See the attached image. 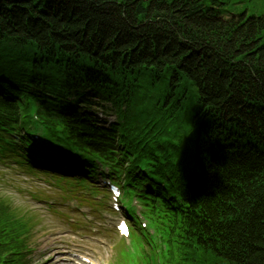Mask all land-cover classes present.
I'll return each mask as SVG.
<instances>
[{"label": "trees", "instance_id": "1", "mask_svg": "<svg viewBox=\"0 0 264 264\" xmlns=\"http://www.w3.org/2000/svg\"><path fill=\"white\" fill-rule=\"evenodd\" d=\"M32 108L62 198L101 157L169 244L158 256L136 234L116 264H264V0H0V164L38 177L4 142ZM42 224L0 190V264H28Z\"/></svg>", "mask_w": 264, "mask_h": 264}, {"label": "rangeland", "instance_id": "2", "mask_svg": "<svg viewBox=\"0 0 264 264\" xmlns=\"http://www.w3.org/2000/svg\"><path fill=\"white\" fill-rule=\"evenodd\" d=\"M103 105L106 106L105 114L102 113V109H98L100 112L96 111V114L101 120H106L105 125L108 127L110 123L117 122L118 115L109 103ZM0 190L2 195L9 197L16 207L29 212L34 211L43 221L30 244V249L33 250L30 264H73L75 254L82 251L102 259V264H113L115 261L114 246L118 239L109 236L103 229L98 235L85 234L82 237L76 234L65 221L48 211L44 202L39 203L31 198L29 192L40 191L53 199H61L57 195V190L47 185L43 177L38 179L19 170H10L0 165ZM86 211L90 212L87 206ZM101 242L106 244L102 245Z\"/></svg>", "mask_w": 264, "mask_h": 264}]
</instances>
